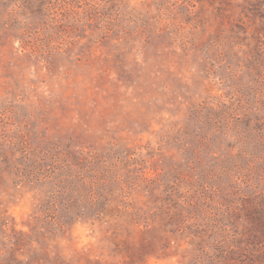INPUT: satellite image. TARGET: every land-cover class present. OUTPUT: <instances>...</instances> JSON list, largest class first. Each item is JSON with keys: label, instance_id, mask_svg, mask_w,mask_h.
Returning a JSON list of instances; mask_svg holds the SVG:
<instances>
[{"label": "rangeland", "instance_id": "obj_1", "mask_svg": "<svg viewBox=\"0 0 264 264\" xmlns=\"http://www.w3.org/2000/svg\"><path fill=\"white\" fill-rule=\"evenodd\" d=\"M0 264H264V0H0Z\"/></svg>", "mask_w": 264, "mask_h": 264}]
</instances>
